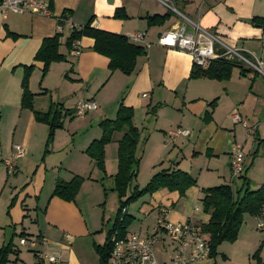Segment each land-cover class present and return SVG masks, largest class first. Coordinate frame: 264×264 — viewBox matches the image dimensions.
<instances>
[{
    "label": "crops",
    "instance_id": "0c3cea01",
    "mask_svg": "<svg viewBox=\"0 0 264 264\" xmlns=\"http://www.w3.org/2000/svg\"><path fill=\"white\" fill-rule=\"evenodd\" d=\"M171 2L172 9L165 11L148 0H52L50 8L54 15L65 11L75 27L84 25L92 17L91 26L128 38L136 32H144L143 41L135 43L144 47L145 54L137 58L135 69L130 74L111 71L108 58L92 49L93 39L82 36L76 41L79 53L71 55L69 51L68 55L61 45L59 50L65 54L66 60L52 62L46 75L41 77L42 62L35 61L34 55L42 40L57 32L54 17L29 10L5 14L0 11V247L20 232H24L28 240L41 239V249L55 250L65 248L63 242L69 231L87 235L91 231H101L106 211L102 210L97 221L85 212L82 204L92 200L91 204L101 205L106 180L111 182L113 190L117 142L123 133L114 132L111 141L105 145L104 171L96 166L85 150L93 139L100 137V121L113 118L120 103L132 107V121L139 131L136 150L139 163L131 187H141L153 173L173 166L196 179V184L187 188L182 197L175 190L162 188L139 197L134 211L130 206L126 208V213L133 217L132 225L139 222L145 224L135 228L141 232L146 229L145 235L154 227L162 210L172 222L189 219L196 223L208 221L209 214L202 209L201 188L209 187V181L225 180L227 177L231 180L233 144L237 143L242 148L248 145L249 153L259 149L264 139V123L255 115L260 97L251 89L255 87L256 75H242L239 69L235 71L233 68L226 80L190 79L191 57L185 52L161 46L157 40L163 31L177 29L183 21L182 15L187 21L214 33L228 46L251 51L264 59V53L257 52L264 30L251 23L254 16L264 17V0ZM116 8H123L126 16L115 18ZM168 11L171 15L162 24L147 23V15ZM187 31H193L189 23ZM8 32L18 36L11 37ZM69 32L70 28L65 27L61 43ZM28 64H34L29 77V89L34 93V109L46 111L53 102L70 110L62 118L63 126L55 130L46 151L47 125L37 122L33 113L20 105L23 65ZM234 76L237 79H233ZM52 77H56L55 86H52ZM241 77L249 83L246 84ZM53 91L56 98L51 96ZM80 99L94 101L97 108L78 119L74 110ZM213 99L216 103L211 116H204L208 102ZM234 111L248 125L256 124L250 141L243 136V126L232 121L230 115ZM66 119L68 123L64 129ZM84 123L93 132L82 139L83 131L80 135L74 134L79 130L77 126L83 127ZM175 127L187 128L190 133L170 140L167 132ZM62 133L67 138L65 142V138L63 142L59 141ZM68 134L70 137H67ZM77 138L81 144H77ZM40 141L42 154L37 150ZM15 144L25 148V156L13 158L12 167L8 168L4 159L12 157ZM262 149L264 154V145ZM53 152H57V157H51ZM75 175L82 176L84 180L74 200L65 201L52 194L57 179L69 181ZM244 175L250 186V178L246 172ZM45 185L49 188V196L42 195ZM109 220L111 217L107 216L106 222ZM135 229L127 228V233L138 231ZM14 248L16 252L8 255V262L13 260L14 264H27L15 243ZM33 252L36 256L38 250ZM61 256L68 264H83L72 250ZM208 258L190 264H210ZM39 262V258L36 262L31 260V264Z\"/></svg>",
    "mask_w": 264,
    "mask_h": 264
},
{
    "label": "trees",
    "instance_id": "16d2710c",
    "mask_svg": "<svg viewBox=\"0 0 264 264\" xmlns=\"http://www.w3.org/2000/svg\"><path fill=\"white\" fill-rule=\"evenodd\" d=\"M51 2L52 0H48L49 6H51ZM62 14H66L65 11ZM170 15V11L164 14L147 15V23L149 25H160ZM113 16L122 18L126 14L123 8H116ZM91 22L92 17L84 25L71 27L69 34L62 43L60 39L63 36V32H56L53 36L42 40L34 55L35 61L42 62L41 77L46 75L52 62L66 60L65 54L59 50L60 46L63 45L69 52L74 42L82 36H88L93 39L92 49L108 58V68L111 71L119 70L124 74H130L134 71L137 58L145 54L144 47L132 42L123 34L95 28L91 26ZM251 23L264 30V17L254 16L251 19ZM7 34L14 38L18 36L12 32ZM236 66L239 67L242 75H246L249 72L237 59L220 56L211 59L206 67L192 63L189 78L226 80L230 78L231 72ZM33 68L34 64L23 65L20 105L22 108L29 109L37 122L47 125L46 151L48 144L54 138L55 130L63 126L62 118L70 110L64 109L53 102L50 103L46 111L34 109V93L29 89V77ZM215 103L216 99L208 102L204 116H211ZM132 118V107L120 103L113 118H104L100 121L99 125L102 132L100 137L93 139L85 150L95 161L96 166L104 171V147L111 141L114 132L123 133L117 142V170L113 175V190L117 193L118 207L111 227L106 232L104 242L102 244L93 242V248L98 256L99 264H105L108 259L112 248L111 237L114 234L117 237H124L127 234V227L133 220V217L126 213V208L130 203L144 194H151L162 188L171 191L175 190L182 197L187 188L196 184V179L188 172L173 166L153 173L143 186L138 187L135 185L131 187L137 175L139 163V157L136 154L139 131L134 126ZM238 178L242 179V182L240 187L236 189H233L230 184L201 188L202 209L209 214V219L206 222L197 224L208 237L210 246L208 257H212L216 253V248L222 241H232L237 237L245 213L253 216L264 204V183L257 188H251L244 173ZM83 180L84 178L78 175L73 176L69 181L57 179L52 194L65 201H72L75 199ZM18 236L25 237L26 234L20 232ZM12 252H16L13 236L0 247V264H5L8 261V255ZM35 255L37 256V253Z\"/></svg>",
    "mask_w": 264,
    "mask_h": 264
},
{
    "label": "built area",
    "instance_id": "2783aa9c",
    "mask_svg": "<svg viewBox=\"0 0 264 264\" xmlns=\"http://www.w3.org/2000/svg\"><path fill=\"white\" fill-rule=\"evenodd\" d=\"M164 6L171 8L169 0H156ZM29 10L33 13L43 16L54 17L56 21V31L61 33L65 27H73L70 18L66 14L54 15L47 0H0V11L22 12ZM183 21L175 30L163 31L157 40V44L176 49L187 53L192 63L201 67H206L211 59L220 56L232 57L237 59L245 68L249 70L247 75L253 77L260 73L264 77V59L257 57L253 52L231 47L222 42L214 33L191 23L181 15ZM187 23L193 26V31H187ZM144 32H136L129 39L133 42H142ZM71 55H77L79 48L75 41ZM97 108V104L89 99H80L75 105V116H82L90 110ZM235 123H240L247 131V134H255L256 124L248 125L247 121L242 119L237 111L230 115ZM190 130L182 127L172 128L167 132L170 140L179 136H187ZM12 157L5 158L4 163L8 168L12 167L13 158L25 156V148L22 145L15 144ZM245 154L242 147L235 143L232 146L230 156L231 179L239 177L245 166ZM257 229L264 231V204L259 211L253 215ZM164 236L169 240L168 245L172 246V255L168 262L162 264H190L192 262L205 259L209 256L210 246L208 237L201 231L198 224L189 219L183 222H172L166 218V212L161 211L152 233L140 235L132 232L124 237H117L115 234L111 237L112 248L105 264H161L157 261L154 253V243L164 241ZM69 237V236H67ZM27 242L34 243V240H28L25 237L19 238V244L25 245ZM41 264H68L60 254H48L42 251L37 252Z\"/></svg>",
    "mask_w": 264,
    "mask_h": 264
},
{
    "label": "rangeland",
    "instance_id": "374dc122",
    "mask_svg": "<svg viewBox=\"0 0 264 264\" xmlns=\"http://www.w3.org/2000/svg\"><path fill=\"white\" fill-rule=\"evenodd\" d=\"M154 4L155 7L159 8V10L164 9L170 10V8L163 6L162 4L156 2L155 0H148ZM170 5H172L171 0L168 2ZM67 32L65 30L64 34ZM63 46V45H62ZM258 53H264V37L261 42L258 43ZM69 53V52H68ZM70 55V53L68 54ZM239 67H234V70L237 71ZM255 87L252 90V93L255 95H258V98L260 99L258 101V111H256L255 115L259 117L260 122L264 123V102H261V99H264V77L260 74L257 73L255 74ZM233 79H237L236 76H234ZM241 80L245 81V83H249V80L247 79H242ZM52 86H55L57 83L56 77H52ZM246 89L249 90L247 87ZM260 95V96H259ZM51 96L53 98H56V93L53 91L51 93ZM256 97V96H255ZM259 112V113H258ZM93 112H89L91 114ZM78 119H80V116H77ZM263 118V119H262ZM75 122V121H74ZM67 123L68 119L65 120V125L64 129L67 128ZM250 124V123H249ZM239 125H241L239 123ZM79 130L74 135H80L81 132L83 131V136L82 139H85L91 135L93 132V129L89 127L87 124H83V127L77 126ZM241 127V126H240ZM89 128V129H88ZM243 136L247 139V141H250L253 137V134L248 135L247 131L245 128L241 127ZM261 129V128H260ZM264 129V126H263ZM264 134V130H263ZM100 136V135H99ZM67 137H70L68 134ZM63 138H65L64 133L61 134L59 141L63 142ZM69 139V138H68ZM80 139V138H79ZM67 140L65 138L64 142ZM70 140V139H69ZM77 140V144H81V140ZM85 141V140H84ZM42 141H40V144L38 145V152L39 154L43 152V145H41ZM83 142V141H82ZM51 145V144H50ZM244 145V144H243ZM262 145H264V139L261 140L259 149L255 152L252 151L251 153L248 152V145H244L243 152L246 154V161H244L245 166H244V172H246V175L250 178V187L254 188L255 186H258L264 182V154L262 153ZM57 152H53L52 158L57 157ZM248 158V160H247ZM5 168V166L3 165ZM48 175V174H47ZM210 183L209 186H214V185H219V184H230L233 189H236L240 187L242 180L240 178L235 177L234 179L229 180L227 179L223 180L221 179L220 181L214 180V181H209ZM104 188L105 191L103 193L104 198H103V203L101 205H96V204H91L93 202L92 200L88 201L87 204H82L84 210L86 213L91 215V217L94 219L96 218L97 221H99V218L102 214V210L106 211L105 212V220H103V224L100 226L102 227L101 231L93 232L89 235L85 233H74L73 231H69L66 235V239L64 240V245L65 248H58L55 250H50L49 248L47 249H41L42 245V240L39 239L37 240L36 238L31 239L34 240L33 244H30V242H27L26 245H20L19 244V237L14 235L13 240L14 243L20 248V251L24 255V259L28 262L27 264H31V260L35 261L38 260L37 256H34L33 250H38V252L42 251L43 253H48V254H64L68 250H72L75 252V254L78 256V258L83 262V264H99L98 261V256L93 248V242H99L103 243L105 239V235L107 230L110 228L112 224V219L115 216L117 207H118V197L117 193L111 189L112 185L111 182L106 180L104 182ZM43 194L46 196H49V188L44 187L43 189ZM84 195V194H83ZM137 200L133 201L130 203L127 208L130 206L131 210L134 211L136 206L138 204H135ZM2 203V202H1ZM0 203V207H1ZM139 203V202H138ZM107 216L111 217V220L107 221ZM151 220V217L149 218ZM131 224V225H130ZM128 225V229H135L136 227H139L142 223L139 222L137 224H133L132 222ZM145 225V224H142ZM138 231H135L136 233H139L140 235H145V230L142 229V232L139 231V229H135ZM152 229H149V233H152ZM10 234V232L8 231ZM71 236H70V235ZM69 236V237H67ZM69 238V239H68ZM70 243V244H69ZM169 240L166 236H164V241H156L154 243V253L156 256V259L159 263L162 264L163 261H169L172 253V246L168 245ZM12 259V258H11ZM210 261V264H264V231H261L257 229L254 217L250 214L245 213L243 215V221L242 224L238 230L237 237L232 240V241H222L216 248V253L208 258ZM17 263V262H16ZM5 264H14V261H7ZM18 264H21V262Z\"/></svg>",
    "mask_w": 264,
    "mask_h": 264
}]
</instances>
